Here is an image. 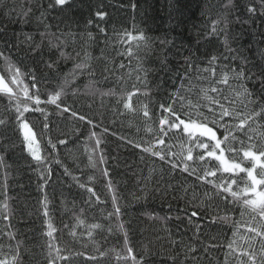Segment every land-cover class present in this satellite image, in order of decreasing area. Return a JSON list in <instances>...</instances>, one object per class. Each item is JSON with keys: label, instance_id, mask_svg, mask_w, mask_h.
<instances>
[{"label": "trees", "instance_id": "obj_1", "mask_svg": "<svg viewBox=\"0 0 264 264\" xmlns=\"http://www.w3.org/2000/svg\"><path fill=\"white\" fill-rule=\"evenodd\" d=\"M0 53V72L12 87L11 94L0 91V261L133 264L134 255L142 264H251L252 253L261 264L264 237L249 229L264 232V219L243 204L251 193L233 199L215 186L236 180L238 191L250 178L223 172L196 146L214 144L199 131L190 137L183 126L161 132L160 125L163 117L175 120L161 105L185 122L206 123L220 139L227 124L236 139L225 158L252 167L243 151L264 150V118L240 131L233 116L220 119L209 98L248 115L264 104L261 0H0ZM9 66L19 69L17 83L9 82ZM61 89L60 107L46 102ZM37 90L43 114L28 99ZM24 121L35 132L39 162ZM208 170L216 175L198 179ZM261 171L255 168L258 179Z\"/></svg>", "mask_w": 264, "mask_h": 264}, {"label": "snow or ice", "instance_id": "obj_2", "mask_svg": "<svg viewBox=\"0 0 264 264\" xmlns=\"http://www.w3.org/2000/svg\"><path fill=\"white\" fill-rule=\"evenodd\" d=\"M69 3H70V0H54V5H57V6H64V5L69 4ZM261 3H262V7H264V0H261ZM248 10L250 12L256 11L255 8H251V7ZM104 15H105L104 13L97 12V16H99L101 18H103ZM212 31H213V33H215V31H216L215 25L212 26ZM63 55H64V53H61V56H63ZM0 56H3V54L0 53ZM4 59L7 63L8 58L5 57ZM215 59H216V57H212V61H214ZM210 63H211V61H210ZM49 67H51V65H49ZM8 70L12 73V75L9 78V82L10 83H17L18 82L17 76L20 74L19 69L9 66ZM236 76H237V78L244 77V73L243 72L236 73ZM220 82L226 84L227 78L224 77ZM262 86H264V81H262ZM0 91L6 92L9 94L12 93V88L8 87V85L5 83L4 76H0ZM62 91L63 90L61 89L60 91L49 94L50 98L46 102L49 104H55L57 107H60V105L57 103V101L60 100V97L62 95ZM211 91L217 92L218 89L213 87L211 89ZM25 92H27L26 87H25ZM40 95L41 94H40L39 90H37L35 93H33L32 96H29L28 99L34 100V103L37 105V107L34 110L37 112H41L43 114V110L39 107V105L42 103V101L40 99ZM244 95H245V99H247L252 94L245 88L244 89ZM128 99L130 101V96L128 97ZM209 99L212 100V103L219 105V107H220V114H219L220 119L222 120L223 117L233 116V118L236 121H238V123L232 125V127L235 129H238L240 131L244 130L245 125L248 124L249 119H252L253 117L264 118V104L260 105L259 111L253 110V113L251 115H248L243 111H237V112L233 113L228 108H226L224 106V104H221L219 101L215 100L214 98H209ZM224 99L227 100V97H225ZM248 102L251 104H257L258 103V101H256V100H249ZM125 107L126 108L130 107V103H125ZM244 107L246 108L247 105H245ZM161 108L165 112H168L170 114V116L175 117L174 121H170L168 117H163L160 119L161 132L164 131L163 127H162L163 125H168L169 129H172V128L179 129V128H181V126H183V131L188 132L190 134V137H191L192 133L199 131V134L201 137H209L210 141H214V144L212 145L211 150H208L209 144L208 143H202L198 140L196 142V146L199 148L207 150L206 155L208 157H212L215 160L219 161L220 164L222 165V171L223 172L234 173V172L239 171L241 173L247 174V177L250 178L251 183L248 187H246L244 189H240L238 191L232 190L231 184H235L236 180H232L231 184H229L227 182H222L220 184H216L215 186L218 189H222L223 192L230 193L231 196L233 197V199L239 198L242 194L247 195L248 193H251L252 198L243 200V204L246 207L251 208L253 212L257 213V215H259L262 219H264V191H257V186L264 185V162H262V161H264V150H261L259 152V154H257L256 152H254L252 150L243 151V158H249L251 161H253L252 167H250V168H243V167H241V164H239V163H230L229 160L225 158L224 152H225V148H227V150L229 152L235 151V149H233L231 146V141L235 140L236 137L232 134V131L229 130V126L227 124L222 125L225 128L226 134L223 136V139H220L217 137L216 131H214L212 127H208L206 123L198 124L196 121H192L191 119L189 120V122H185V120L181 119L180 116L177 115L176 111L171 106H168L167 108H165L164 105H161ZM25 110H27V108ZM64 111H68V109L65 108ZM72 115L75 116L76 113L73 112ZM144 115L146 117L148 116V111H147L146 107L144 109ZM45 119H47L46 116H45ZM80 119H84V117H80ZM5 123H6L5 120L0 119V125H3ZM211 123L215 125L218 123V121L214 119L211 121ZM24 126L27 127V124H25ZM44 127H47V124H44ZM164 134L166 135V133H164ZM248 139L251 140L252 137H249ZM58 142L61 144L66 143V141H64V140H59ZM158 142L161 144L164 143L163 139H160ZM48 143L51 144V140H49ZM241 143H243V142H241ZM222 145H224V147H222ZM55 147H56V145L52 144V148L54 149ZM255 147L256 146L254 144L249 146L250 149L255 148ZM144 150L148 151L149 149L146 148ZM32 155L37 162L41 161V157L36 152H32ZM153 155H159L161 160L165 159L164 155H161L159 152H153ZM192 159H193L192 149L189 148L186 160L191 161ZM198 159L204 160L205 159L204 154L201 153L199 155ZM56 163H60V161L57 160ZM257 166H259L262 170L261 171V179H257V177L254 175L255 168ZM173 167H176V165H173ZM218 170H220V169H218ZM47 171L50 175L51 166L48 167ZM65 171H67V169H65ZM183 171L189 172V165L187 163L184 164ZM192 171L194 174L195 170L193 169ZM215 175H216V171L208 170L204 173V175L199 176L198 179L205 180L207 178V176H215ZM47 179H48V177L45 176V180H47ZM208 182L212 183V181H208ZM89 191H91V189H89ZM97 199H99V197H97ZM113 199L115 200V197H113ZM6 206L7 205H5V207ZM119 212H120V208H119V206H116L115 207V213H119ZM115 213L110 214V215H114ZM45 215H47L46 211H45ZM196 215H197L196 212L192 213V216H196ZM51 227L52 226L49 225L50 229H51ZM93 227H98V225H93ZM249 231L255 232L257 235L264 237V232H257V230L255 228H250ZM48 235L51 236L52 232L49 231ZM73 235H74V233H73ZM125 236H126V234H125ZM229 248H231V244L229 245ZM192 250L194 251V249H192ZM126 251L128 254L132 253V249L130 247H128L126 249ZM57 254L59 255V249H57ZM247 255L249 256V260L251 261V264H256L255 255L252 253H247ZM261 255L264 256V247H262V249H261ZM59 258L67 259V257H59ZM90 259H95V257H90ZM125 259H128V257H125ZM131 261L133 262V264H142V261H137L136 257L134 255L131 256ZM0 264H6V262L0 261ZM261 264H264V260L261 261Z\"/></svg>", "mask_w": 264, "mask_h": 264}, {"label": "rangeland", "instance_id": "obj_3", "mask_svg": "<svg viewBox=\"0 0 264 264\" xmlns=\"http://www.w3.org/2000/svg\"><path fill=\"white\" fill-rule=\"evenodd\" d=\"M0 76H2L1 72H0ZM5 83L8 85L6 80H5ZM9 85H8V87L12 88ZM25 124H27V127L24 126ZM22 130H23V134H24V137H25V140H26L27 147L29 148L30 152L31 153L32 152H36L39 155L40 154L39 143L37 141V138L35 136V132L32 129L31 125L28 122L24 121L22 123ZM229 162L230 163H235V162H232V161H229ZM254 175H255V172H254ZM257 191H260V190H258V186H257Z\"/></svg>", "mask_w": 264, "mask_h": 264}]
</instances>
